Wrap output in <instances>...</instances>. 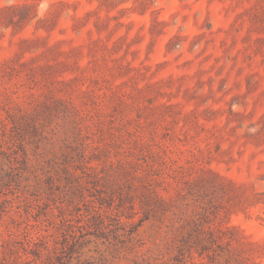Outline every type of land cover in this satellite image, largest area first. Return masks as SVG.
<instances>
[{
	"label": "rangeland",
	"instance_id": "1",
	"mask_svg": "<svg viewBox=\"0 0 264 264\" xmlns=\"http://www.w3.org/2000/svg\"><path fill=\"white\" fill-rule=\"evenodd\" d=\"M15 133L49 173L80 147L112 165L115 202L127 172L154 175L183 228L120 216L129 258L212 232L206 264H264V0H0V143ZM54 200L11 189L0 240L55 233L41 209L65 208Z\"/></svg>",
	"mask_w": 264,
	"mask_h": 264
},
{
	"label": "trees",
	"instance_id": "2",
	"mask_svg": "<svg viewBox=\"0 0 264 264\" xmlns=\"http://www.w3.org/2000/svg\"><path fill=\"white\" fill-rule=\"evenodd\" d=\"M20 9L24 7H10L2 11ZM6 114L5 122L2 123L5 131L19 125L9 111ZM14 135L0 143V199L3 197L7 200L10 190L16 186L19 188L23 183L24 187H31L35 193H45L47 199L53 202L54 197L61 199L60 202H65V208L55 207L56 213L50 204H43L42 213L49 215L50 225L55 229L51 235L30 237L28 234V238L19 242V246L11 237L1 236L0 264H114V259L124 264H206L204 258L213 263L212 255H216V252L207 247L208 243L214 244L218 237L212 232L207 233L204 242L190 235L189 239H182L180 245L170 243L163 247L149 248L129 258L128 254L134 251L136 242H133L137 240L131 237L132 231L127 233L125 229L129 225L121 222L120 216L131 220L138 215L140 223L169 221L175 233L183 228L182 224L173 219L177 216L176 209L156 192L157 186L152 187V183L157 180L153 174L145 176L127 172V176H130L127 179L128 192L118 195L115 202L112 165L107 167L106 172L88 166L83 160L84 154L80 147L75 153L77 159L71 157L59 166L54 164L51 167L53 173H49L47 171L50 170H46L41 161L29 158L20 142L22 153L18 154L14 146L20 133ZM4 145L6 149H3ZM101 239L108 243L105 251L99 249L98 241ZM114 240L122 244L118 249L122 248L127 253L117 250V256L114 257ZM90 243L95 244L94 249L85 250ZM193 252L197 254L196 257ZM84 256L92 261L87 262L88 258L82 260Z\"/></svg>",
	"mask_w": 264,
	"mask_h": 264
}]
</instances>
